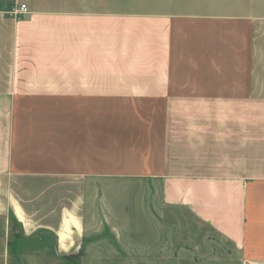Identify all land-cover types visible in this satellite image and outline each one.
<instances>
[{"label":"crops","instance_id":"crops-1","mask_svg":"<svg viewBox=\"0 0 264 264\" xmlns=\"http://www.w3.org/2000/svg\"><path fill=\"white\" fill-rule=\"evenodd\" d=\"M159 207L264 253V0H0V216L62 257Z\"/></svg>","mask_w":264,"mask_h":264},{"label":"rangeland","instance_id":"rangeland-1","mask_svg":"<svg viewBox=\"0 0 264 264\" xmlns=\"http://www.w3.org/2000/svg\"><path fill=\"white\" fill-rule=\"evenodd\" d=\"M142 217L133 214L136 229L144 225ZM149 231L123 234L120 240L107 232L88 243L79 258L63 259L51 234L31 238L14 220L0 216V264H264L255 243L238 249L184 209L154 210Z\"/></svg>","mask_w":264,"mask_h":264},{"label":"built area","instance_id":"built-area-1","mask_svg":"<svg viewBox=\"0 0 264 264\" xmlns=\"http://www.w3.org/2000/svg\"><path fill=\"white\" fill-rule=\"evenodd\" d=\"M29 11V8L26 4H22L19 6V10L17 11L18 14H25Z\"/></svg>","mask_w":264,"mask_h":264},{"label":"trees","instance_id":"trees-1","mask_svg":"<svg viewBox=\"0 0 264 264\" xmlns=\"http://www.w3.org/2000/svg\"><path fill=\"white\" fill-rule=\"evenodd\" d=\"M74 256H77V257L79 258L80 256H82V251L80 250V251L77 252V253H73V254H70V255L62 256V258H63V259H70V258H72V257H74Z\"/></svg>","mask_w":264,"mask_h":264}]
</instances>
